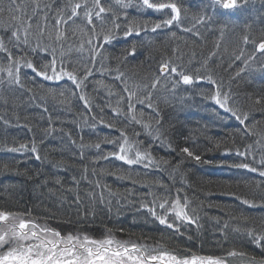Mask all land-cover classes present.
<instances>
[{
  "label": "trees",
  "instance_id": "16d2710c",
  "mask_svg": "<svg viewBox=\"0 0 264 264\" xmlns=\"http://www.w3.org/2000/svg\"><path fill=\"white\" fill-rule=\"evenodd\" d=\"M196 1L203 5L206 0ZM254 1L257 3L256 0ZM8 2L9 0H3L5 8H7ZM28 2L30 3V0ZM61 2L64 4V0ZM189 2L191 6H187L190 8H186L184 11L185 18L188 23H191L189 19L197 21V17L203 14L196 8V2ZM65 3L70 4V1L66 2L65 0ZM29 14H31L30 7ZM6 15L7 13H5ZM260 15L257 14V21L264 20V13ZM203 16L206 17V15ZM146 18L149 16L143 17V19ZM148 20L151 19L145 20L149 30L154 23ZM70 23V27L74 28L72 30L80 28L78 25ZM137 23L143 22L137 20ZM246 26L260 27L259 25L253 26L250 20L246 22ZM33 30H35V22L33 23ZM120 34L118 38L113 39L112 46L114 47L110 46L109 53H102L107 57L106 62H108L105 68L107 70L102 71L103 77L98 75V72L101 74V70L97 73L94 71L84 89L92 100V111L90 112L84 109L83 102L78 98L79 94L71 96L69 92L67 95L70 102L61 103L63 97L57 95L54 99L45 91L48 88L59 91L60 88L70 84L66 79L56 83L57 85L43 83L30 69L23 68L21 80L24 88L15 85L9 86L7 83L0 85V209L17 212L31 210L32 216L36 219L67 224L82 231L90 228H93L94 232L105 229L117 235L138 236L144 242L160 245V251L170 254L176 253L181 258H192L193 256L219 258L228 254H223V251H241L243 248L239 244L233 245V243H238L237 237L234 238L236 241L233 242L232 236H228L227 242L224 244V240L219 234L244 235L245 230L249 228L255 229L257 232H264V223H262L264 221V207L259 206L261 197H264V186L257 187L255 184L258 181L259 185H264V180L259 175H250L251 173L242 169L229 167V164L238 162L237 158L229 159L228 164L223 161L231 154L236 155L237 148L241 152L244 150H241L242 147L240 146L244 144L242 142H245V137L238 131L242 126L240 124L234 125L233 120L227 121L228 124L224 128L223 124L217 120V123L206 124L199 120L196 121L193 117L185 116L184 119L180 117L181 113L177 109L174 96L167 93L165 80L161 79L157 71L153 74L150 71L145 72L146 69L139 66L138 63H134L139 61L141 56H145L147 59L154 58L151 59L154 63L170 58L172 63L176 61L181 64L180 58L172 53V44L165 45V38L155 40L157 47L155 46L149 50L150 52L144 53L136 43L135 51H139L141 56L135 53L133 60L124 62L122 53L127 54L132 48V45H128L127 42L135 38H120L122 36ZM197 35L199 34L197 33ZM0 36H4V33L0 32ZM245 36L249 37V42L252 45H255L252 42L256 41L255 36L244 34L242 37L236 35L237 40L234 41L237 42L238 46H240L239 37L244 39ZM142 39L140 37V40ZM31 40L36 43L35 37ZM73 41L66 42V44L63 42V60L81 68L87 60L80 61L79 56L76 57V53L86 57L88 55L85 54L86 52L83 54L78 52L76 49L79 43H73ZM159 42L162 43L158 44ZM5 43H7L6 38ZM43 43L52 44L53 42L45 38ZM8 47L12 48V45L9 44ZM21 48H23L22 45ZM56 49V53L60 56V45H57ZM126 49L128 52H125ZM12 51L16 53L17 49L12 48ZM50 51L51 48L49 53ZM25 52H28V58L32 59L37 66L44 63V57H41L39 51L32 53L28 49H24L19 52V55H24ZM43 54L45 55V52ZM231 58L233 57H226V60L230 62ZM242 60L241 58L236 63L240 65L243 63ZM6 63V54L0 53V64ZM214 65L216 68V64ZM213 67L211 69H214ZM116 69L124 73L122 80L113 79L117 75ZM208 70L210 71V67ZM193 71L195 73V70ZM225 75L221 78L222 82L229 87V92L225 93L230 94L234 101L237 100L234 104L235 107H238L242 112H250V116H252L246 123L251 124L250 119L256 117L255 123L257 121L260 123L256 125L254 131L258 134L263 131L262 134L264 135V112L255 110L259 109L260 106H254L252 103L256 97L264 96V84L262 83L257 88L252 89L250 82L245 84L243 79L237 83L228 82L227 80L230 79L227 75L226 79ZM0 76H4L5 80L7 79L3 73H0ZM156 77L160 79V84L155 89L159 98H152V108L146 106L147 101L145 105H140V108L135 106L137 119L143 121L142 124H138L140 127L125 124L127 120L124 116L114 117L112 108L116 107L117 99L121 95L127 97V93L123 91L124 84L122 81L129 79L127 87L131 91L139 85L137 89L140 93V81L145 79L144 81H147L146 84L149 86L147 89L150 90L151 82ZM96 81H103V83L97 84ZM28 88L32 91H27ZM109 90L114 94L110 96ZM144 94L145 92H142L141 96ZM109 104L111 108L107 106ZM102 106L103 112H101ZM143 106L147 107L149 111L145 110ZM122 107L125 111L127 110L126 102L123 103ZM140 112L144 113L142 117L139 115ZM183 115L186 114L183 113ZM92 116H96L97 120H92ZM101 116L108 122H115L117 127L124 128L129 140L135 138L142 151H149L152 157L161 163L149 168L143 166H133L132 168L114 158L94 163L95 157L99 154L98 150L94 147L81 148V144H95L105 136L112 139L119 138L118 131L105 127L99 122ZM191 121L203 125H190ZM144 124H148L150 128H144L145 131H143ZM234 127L236 130H233ZM45 130L50 131L45 134ZM149 130L152 132V136L146 132ZM137 132L140 133L138 138L135 136ZM157 135L160 139H153ZM130 136H134V138ZM33 140L36 141L41 156L40 160L35 159L31 152L11 153L5 150V145L18 147L20 143H27L31 147ZM248 140H252L251 142L254 144L257 143L255 135H250ZM217 144L220 145L219 148L216 147ZM113 146L102 144L103 154L113 151ZM184 147L200 155L201 161H195L182 153L180 150ZM229 149L231 151L226 152ZM82 153L83 159H81ZM254 158H256V154L253 160ZM164 160H167L168 163L164 164ZM205 160L210 163H203L202 161ZM85 166L88 169L87 173L84 172ZM93 169H95V174H93ZM103 170H119L130 174L132 179H119L116 176L106 174ZM240 174H243V179L239 182L235 177ZM251 178L253 180H249ZM133 180L137 182L133 183ZM119 181H122L126 187L120 186ZM97 183L100 184V187H96ZM258 188L257 196L261 197L257 198L256 189ZM101 196L103 202H101ZM235 197L255 199L257 206L251 207L253 208L251 211L246 210L244 213H238L236 212V204L228 200ZM177 199L180 200L182 206L186 202L185 211L194 220V224L191 226L198 228L197 231L195 230L198 234L191 233L192 229L186 225V222L178 223V226L176 224L178 230L169 229L166 225H161L146 208L141 207L142 204H146L162 210L159 208L161 201H169L166 204V208H168L171 202ZM206 221H211L209 224L213 228ZM188 229L190 230L188 231ZM201 229L203 232L200 231ZM207 229L209 231L206 235ZM237 229L239 230L237 231ZM180 241H187L189 245L183 247L184 244ZM243 252L247 253L246 250ZM251 252V256L256 257V253ZM260 253L264 255V249Z\"/></svg>",
  "mask_w": 264,
  "mask_h": 264
},
{
  "label": "snow or ice",
  "instance_id": "6c2138e0",
  "mask_svg": "<svg viewBox=\"0 0 264 264\" xmlns=\"http://www.w3.org/2000/svg\"><path fill=\"white\" fill-rule=\"evenodd\" d=\"M92 6L88 4V0H84L80 3L79 0L66 4L61 8H57V15L54 17V23H49L48 11L53 5L48 3H43V0H9L7 8L3 5V0H0V32L4 33V36H0V53H5L7 57L6 64H0V73L6 75L0 76V85L7 83L9 86L15 85L20 88H24V84L21 80L22 69H30L37 77L42 78L45 81H55L57 83L64 81L65 79L70 82L57 91L56 89L48 88L45 91L48 95H51L54 99L57 95L63 97L61 103L70 102L68 93L71 96H77L80 101L83 102L84 109L89 112L92 111V100L84 89L87 87V82L89 78L93 76L95 64L97 58L102 54L101 49L103 45L111 43L113 39L116 38L121 24L118 23L119 15L112 8L111 5L105 7L102 0H91ZM115 4L120 8L126 9L130 6L132 0H114ZM250 0H211L208 7L215 9H237L241 7H246ZM138 7L144 9H151L156 12H164V10H170V14L165 13V18L160 22L155 23L151 27V31L155 32L157 29L164 26H172L176 24L180 26L181 21V7L175 0H138ZM29 7L31 8V14H29ZM70 9V13L66 11ZM5 13L7 15L5 16ZM113 16L111 21L113 28H101L98 32L96 29V21H103L104 14H109ZM43 21L41 24L40 20ZM77 18H82L86 21L89 26V30L80 28L83 35L88 36L87 41L81 40L78 48L76 49L80 53H88L87 62L82 65L81 68L71 67L69 68L64 60L63 42L67 41L70 37L68 35L67 29H61V24L68 25L70 22L75 23ZM205 16L197 17V23H203ZM210 18V17H209ZM35 22V30H33V23ZM195 27V25H193ZM148 25L139 24L136 21L131 22L127 25L124 31V36L128 37L133 34L139 36L141 31H146ZM185 32H192V28H183ZM195 34V33H194ZM175 36V33H172ZM35 37L36 46H31V38ZM5 38L7 43H5ZM52 41V44L43 43L44 39ZM101 41V43L94 44L93 41ZM255 45V51L264 53V37H262L259 42L252 41ZM244 43H249V37H244ZM12 45V48L17 49L16 53H13L12 48L8 45ZM21 45L23 48H21ZM60 45V63L58 66L56 57V46ZM217 47L219 45L217 44ZM51 48L50 55L52 59L46 61L41 65L37 66L32 59L28 58V52L24 55H19V52L24 49H28L32 53L45 52L48 53ZM136 44H132L131 51L125 52L128 54H135ZM71 48L69 49V51ZM175 51V50H174ZM215 53H211L208 60L214 56ZM243 55V53H241ZM240 56H236V59H240ZM105 59L107 57L105 56ZM248 59H255V56H250ZM247 63V61H245ZM89 64L92 66L89 67ZM204 66H207V60ZM107 70V69H105ZM82 71V74H81ZM117 75L113 77L115 80H122L124 73L116 69ZM240 71H243L241 69ZM160 76L170 74L171 76H178L179 80H173V88L178 84L192 85L198 81L207 79V81L212 84L215 88V92L209 91L205 95V99L213 101L224 113H229L231 117H234L239 124L242 126L238 131L241 135H256L254 131L256 125L260 123L257 121L253 124L246 123L249 120L250 112H242L238 107L233 106L230 102V96L228 93L220 91L219 85H216L215 80L211 75L207 77L200 74V69H196L194 74H190L186 71L180 69L179 66L172 64L171 59L162 61L159 67ZM103 75V72H101ZM239 75V72L237 73ZM124 84L123 91L127 93L125 98L121 95L116 101V107L112 108L114 117L124 116L129 123L135 122L136 124H142L143 121L137 119V109L136 105H145L147 101V107L152 108V92L146 91L143 96H140L135 91H131L127 87V82L122 81ZM97 84H102L103 81H96ZM160 84L159 77H156L151 82V89L155 90L157 85ZM43 87V86H41ZM107 87V85H105ZM145 89L149 86L146 84ZM27 91L31 92L32 89L28 88ZM95 91V89H94ZM114 93L109 90V95ZM203 95V93H202ZM251 99V98H250ZM126 102L127 110L125 111L122 107L123 103ZM253 105H259L257 111L264 112V96H258L252 101ZM111 108V105H107ZM47 111V109H45ZM101 112H103V106L101 107ZM83 115V113H82ZM139 115L142 117L143 112ZM159 115V113H157ZM92 120H97L96 116L91 117ZM87 123V120L85 121ZM99 122L105 127L110 129H115L119 132V138L112 139L105 136L102 140H98L95 144L84 145L81 144V148L88 147L98 150V155L94 159V163L100 160H109L114 158L117 161L123 162V164L129 167L133 165H143L145 168H149L153 165H159L161 161L155 160L149 151L141 150L138 147H132L129 144L128 135L124 128L117 127L115 122L106 121L103 116L99 117ZM159 123V121H157ZM145 129H149L148 124L143 125ZM31 131V129H29ZM50 130H45V134H48ZM139 136V132L135 133ZM148 135L152 136V132L149 130ZM153 139H160V137L154 136ZM75 143V141H73ZM139 143V142H137ZM259 143V141H257ZM111 144L114 145L115 149L107 154H103L101 145ZM217 148L220 147L219 144L216 145ZM251 145L247 146L250 149ZM241 152L238 148L236 149L237 156H246L248 151ZM5 150L11 153H23L31 152L35 159L40 160L41 156L36 144L33 140L31 147L27 143H20L18 147L12 146L8 147L5 145ZM182 153L186 154L191 159L200 162L201 156L195 154L189 148L184 147L180 150ZM227 151H231L226 150ZM134 153V154H133ZM81 159H83V153L81 154ZM146 161V162H145ZM203 163H210L209 161H202ZM164 164L168 161L164 160ZM260 167H253L250 164L244 162H233L228 166L237 169H247L249 172H256L259 176L264 177V158L259 161ZM59 166V165H57ZM7 168V166H5ZM87 166L84 167V172L87 173ZM106 174L116 176L119 179H132L130 174H126L119 170H103ZM93 174H95V169H93ZM137 181L133 180V183ZM59 183V181H57ZM160 183V182H157ZM264 185H258L261 187ZM96 187H100L97 183ZM241 200V203L248 205L249 207H256L255 199H247L237 197ZM101 202H103V197L101 196ZM169 201L164 200L159 203V208L164 210L165 213L174 215L176 221H184L189 224L194 223V220L185 211L187 206L186 202L184 206H181L180 200H175L171 202V209L166 208V204ZM264 207V197H261L260 205ZM141 207L147 209V211L155 217L161 225H166L169 229H176L175 222H169L166 215L158 214L155 207L142 204ZM247 219V218H245ZM264 223V221H262ZM239 229H237L238 231ZM245 234L250 238V240L255 243L258 247L264 249V232H257L255 229L249 228L245 230ZM229 256L244 255L243 253H238L233 250L228 252ZM0 264H227V261L223 258H215L212 256L208 257H197L193 256L191 259L180 258L177 255L170 254L167 252L160 253L158 255L150 254L142 246L135 243L131 245L120 243L114 239L108 237L102 240H96L88 237L87 235L81 237L79 235H62L61 232L51 229L46 224L39 225L36 223L35 219L32 218L31 210L27 212H17L0 209ZM251 264H264V259L257 260L256 257L251 258Z\"/></svg>",
  "mask_w": 264,
  "mask_h": 264
},
{
  "label": "rangeland",
  "instance_id": "374dc122",
  "mask_svg": "<svg viewBox=\"0 0 264 264\" xmlns=\"http://www.w3.org/2000/svg\"><path fill=\"white\" fill-rule=\"evenodd\" d=\"M68 1H70V3L76 2V0H66V2H68ZM189 1L197 3L196 8L198 10H200L201 14L206 15V19H205L206 23H204V22L203 23H197V21H193L191 19H189L191 23H188V20L185 18V11L184 10L186 8H190L187 6V5L191 6ZM206 1H204V4L201 5L196 0H175V2L178 3L181 7L180 26H177L176 24H173L170 27L164 26V27L157 29L155 32L151 31V28H149V30L147 29L146 31H141L139 36H137L135 34L128 36V37H133L135 39L134 40L129 39L130 41L127 42V44L132 45L133 43H135V44L137 43V45L140 47L141 51H144V53H146V51L150 52L149 50H152L157 45L154 42L155 40H163L165 38L164 40L166 42L164 44L165 45L172 44L171 45L172 53H175V56L177 58H180V60L182 61L181 64L177 63L176 61H173V63H172L173 65L179 66L181 70L186 71L190 74H194L193 70H196L199 68L200 74L203 76L205 75V77H207L208 75H211L212 78L215 80L216 85H219L220 91L224 92V93L229 92V90H228L229 87L226 86L222 82V79H221L224 77L225 74L230 79V80H227L228 82L237 83V82H241L243 79L244 80L243 83H245V84H246V82L251 83L252 89L257 88L258 85H260L262 83L264 84V53L256 52L255 51L256 45H252L251 42L245 44L244 39H242L240 37L238 39L240 46H238L237 42L234 41V40H237L236 35L237 36L239 35L241 37L244 36V34H248L249 36H252V37L255 36L254 38H256V42H259V40L262 37H264V20L260 19L257 21V18H256L257 14L260 15V14L264 13V8H263L264 0H256L257 3L254 0H250L249 4L246 7H241V8H237V9H228V10H225V9H215L214 10L212 7H208V5H210V3H211V0H206ZM79 2L83 3L84 0H79ZM43 3H48V4L53 5V7L50 10H46V11H48L49 23L53 24L55 22L53 18L56 17V15H57V11H56L57 8H61L64 5H66L65 0H64V4L61 2V0H43ZM102 3H104L105 7H108L109 5H111L112 8L119 15L118 23L121 24V28H120L118 34L116 35L117 38L119 37L120 33H121L120 35H122L120 38H125V39L128 38V37H125L123 33L126 30L127 25L133 21L137 22V20H139V21L141 20V22H143L141 24H144L147 22L145 20L151 19L148 21L153 22L155 24V23H158L162 19L165 18V13L170 14V10H167V9L164 10V12H156L154 10L144 9L142 7L137 8L138 0H132L130 6L126 9H123V8H120L119 6H117L115 4L114 0H102ZM88 4L90 7L92 6L91 0H88ZM66 11H68L70 13V9H66ZM258 12H260V13H258ZM146 15H148L149 18L143 19V17ZM112 19H113V16L111 15V13L104 14L103 21H100V20L96 21L97 31L99 32L101 30V28L103 27V28H113V31L115 32L116 30L111 23ZM37 20H40V17H37ZM249 20L253 24V26L259 25L260 27H255V26L252 28L247 27L246 22H248ZM40 22H41V24H43L42 20H40ZM70 24L71 23H69L68 25L61 24V29L62 30L67 29L68 35L72 38V39H68L69 41L68 40L64 41L65 44H66V42L73 41L75 38L76 39H75V41H73V43H80L81 40L87 41V39L89 37L83 35L80 31V28H84L86 30H89V26L86 24V21L83 20L82 18H77L75 23H74L80 27L77 30H72L74 28H71ZM193 25H195V27H193ZM183 28H192V32H185L182 30ZM197 31H199V32H197ZM172 33H175V36H173ZM197 33L199 35H197ZM140 37L143 39L140 40ZM137 38H138V40H137ZM32 41L33 40H31V46L35 47L36 43L32 42ZM120 41L122 42L123 40H120ZM168 42H170V43H168ZM93 43L94 44H96V43L102 44V40L101 41H95L94 40ZM161 43L162 42H159L158 44H161ZM213 43H215V44H213ZM217 44L219 45V47H217ZM112 45H113V40L111 41V43H109L107 45H103L102 49H101V53H109V51L111 50V47H114ZM108 46L109 47L111 46V47L109 48ZM229 47H231V48H229ZM229 49H231V50L228 53ZM73 50H75V49H73ZM43 53L44 52H40L41 57H44L43 58L44 62L50 61L52 59L49 52L45 53V55ZM135 53L140 55V52L137 50L135 51ZM211 53H215V55L212 56V58L210 60H208V57ZM241 53H243V55H241ZM85 54L88 55L87 52ZM135 55L128 54V53L127 54L122 53L124 62H126L128 60H130V61L133 60ZM253 55L255 56V59H248L250 56H253ZM78 56L80 58L79 59L80 61L87 60V57H88V56L86 57L83 55L80 56L78 53H76V57H78ZM236 56H240L243 59L242 64L238 65L236 63L239 60V59H236ZM56 57H57V62H58V66H59L61 57L58 55V53H56ZM226 57L227 58L233 57V58H231L230 62L233 61L234 63L228 62L226 60ZM36 59L40 60L39 58H36ZM151 59H154V58H148L147 59V58H145V56H141L139 61L137 60L134 63H138L139 66H142L144 69H146V70H144L145 72L150 71V73L153 74V72L157 71L158 75H160L159 67H160L161 62L156 61L154 63V62H152ZM194 60H196L198 62H190V61H194ZM206 60H207V66L205 67L204 64H205ZM106 61L107 60L105 59V56L102 54L97 58V62L95 64V69H94L95 73H97V71H99V70H101V72H102L107 67L108 62H106ZM245 61H247V63H245ZM66 62L67 61H65V64L69 68L75 67L74 64L66 63ZM214 64H216V68H215ZM91 66L92 65L90 64L89 67H91ZM209 67H210V71L208 70ZM211 67H213L214 69H211ZM77 68H79V67H77ZM241 69H243V71H240ZM238 72H239V75H237ZM98 75H99V77H101V76L103 77V75H101L100 72H98ZM226 75H225V77H226ZM160 77L162 80H165V83H166L165 87L167 89V93L174 96L177 109L181 113V115H179V116L182 117L183 119L185 118V116L188 118L193 117L196 119V121L199 120V121H202L203 123H206V124H209L211 122L214 123L217 120L219 123L223 124L222 126L224 128L228 124L227 121L233 120L234 122H232V123L234 125L235 124L239 125V122L234 117H231L229 113H224L223 110L220 109L218 107V105H216L213 101H211L209 99H205V95H207L209 91H211V92L216 91V88L212 84H210L207 81V79L198 81L192 85H184L181 83V84H178L174 89L172 81L173 80H179L178 76L174 77V76H171L170 74H166V75L160 76ZM37 78L39 80H41L43 83H49V84H56L57 83L55 81H45L40 77H37ZM226 79H227V77H226ZM144 80L145 79L141 80L139 83L140 84V90H141L140 93H139V89H137V88H139L138 87L139 85L137 86V88H134V90H132V91L137 92V94L140 96L142 95V92L151 91L152 92V98L154 97V98L158 99L159 96L155 93V90L145 89L144 86L146 85L147 81H144ZM128 81H129V79L126 80V82H128ZM61 82H63V81H61ZM255 84H256V86H254ZM97 88H99V86H97ZM202 93H203V95H202ZM229 96H230V94H229ZM230 98H231L230 102L234 106V104H236L237 100L234 101V98L232 96H230ZM238 103H240V102L238 101ZM136 106L138 108H140L139 104H137ZM143 107L145 108V110L149 111V109L147 107H145V106H143ZM183 113L186 115H183ZM255 118L256 117H253L250 119L251 124L255 123V121H256ZM127 122H128V120H127ZM127 122L126 123L123 122V123L129 124L132 126H136V127H140L135 122H132V124L129 122L127 123ZM189 124L190 125L196 124V125H200V126L203 125L202 123L193 122V121H191V123H189ZM142 130L145 131L144 126L142 127ZM233 130H236V127H234ZM143 131H141V132H143ZM146 132L148 133V131H146ZM262 132L263 131H260L261 134H258V132H256L258 135L256 134L255 137H256V140L259 141V143H256V144L251 142L252 140L251 141L248 140V139H250V135H244L245 142H242L244 144L240 146V147H242L241 150L244 149L242 152H245L247 149V146L251 145V148L247 149L248 154L246 156H237L235 154H231L230 156H228L226 158L227 161H226V159H224V160L222 159V160L228 164L229 159L237 158L238 162H244V163L252 165L253 167L259 168L260 167L259 161L262 158H264V135L262 134ZM135 136L137 138L140 137V135L137 136L136 134H135ZM130 137L134 138V136H130ZM130 139H131V140H129L130 146L140 148V146L137 143V140H135V138L134 139L130 138ZM149 142H150V140H149ZM112 150H118V149H115V147L113 146ZM255 154H256L257 159L254 158V160H253V157H255ZM119 162H121V161H119ZM133 166L140 167L143 165H133ZM133 166H131V167L133 168ZM242 170L245 172H249L247 169H242ZM249 173H251L250 175H259L256 172H249ZM238 176H239V178H237ZM238 176L235 177V179L237 181L243 179V174H240ZM261 178L264 180V177H261ZM262 179H259V180H262ZM249 180H253V178H251ZM120 183L121 184H119V185L122 186L123 182L121 181ZM258 183H259L258 181L255 182V184L257 186L259 185ZM123 186L126 187V185H123ZM258 192H259V188L256 189V196H257ZM258 197H261V196H257V198ZM228 200L231 201V203L236 204V212H238V213H244L246 210L251 211V209H253V208L249 207L248 205L241 203V200L237 199L236 197L233 199H228ZM124 208H126V207H124ZM168 209L169 210L171 209V204L169 205ZM260 209L262 210V208H260ZM157 210H159V209L157 208L156 211ZM157 213L162 214V215H166L167 219L169 221L175 222L177 224V226H178V223L184 222V221H176L175 216L171 215L170 212L165 213L164 210H159ZM32 218L35 219L37 224H39V225H45L46 224L51 229H54L56 231L61 232L62 235L73 234V235H79L81 237L87 235L88 237H90L92 239H96V240H102V239L110 237V238L114 239L115 241H118V242L124 243V244H128V245L135 243L139 246H142L150 254H153V255H158V254L163 252V251H160V249H159V248H161L160 245L153 243V242H144L143 240H141L142 238L140 239L138 236L130 237L127 235H117L116 233L108 232L105 229L95 230V232H94V230H92L93 228H90V229L82 231V230L76 229V227H73V226H70L67 224L64 225V224H61V223L55 222V221L39 220L33 216H32ZM203 221H205V220H203ZM209 222H211V221H209ZM209 222L206 221V223L211 228H213L209 224ZM191 224H194V223H191ZM191 224L186 222V225H188L190 227V229H192L191 233L198 234V232H196L198 230V228L192 227ZM190 229H188V231ZM200 231L203 232L202 229ZM208 231L209 230L207 229L206 235H207ZM232 234H234V233H232ZM219 236L224 240L223 241L224 244H225V242H227L226 238L228 236H232L233 242L236 241L234 238L237 237L238 243H235V244L233 243V245L236 246L239 244V246H241L243 248L241 251L239 250L240 252L238 251V253H243L244 255L229 256L228 254L227 255L224 254V253H228V252L223 251L222 253L224 254V256H221L219 258L225 259L227 261V264H251V258L253 257V256H251L252 255L251 251H253V253H256L257 260L264 259V255H262L260 253V251H263V249L261 247H258L255 243H253L245 233H244V235H236V234L235 235H222V234H219ZM180 242H183V244H184L183 247L189 245V243L187 241L186 242L180 241ZM228 242H230V241H228ZM175 244L178 245L177 242H175ZM222 249L220 250V252L222 251ZM243 250H246L247 253H244ZM173 254L177 255L176 253H173ZM188 259H191V258H188Z\"/></svg>",
  "mask_w": 264,
  "mask_h": 264
}]
</instances>
